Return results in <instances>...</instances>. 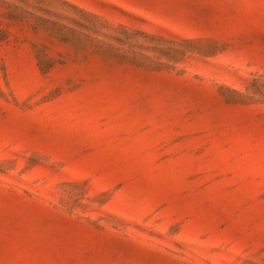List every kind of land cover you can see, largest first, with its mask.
<instances>
[{"label": "rangeland", "instance_id": "374dc122", "mask_svg": "<svg viewBox=\"0 0 264 264\" xmlns=\"http://www.w3.org/2000/svg\"><path fill=\"white\" fill-rule=\"evenodd\" d=\"M0 264H264V0H0Z\"/></svg>", "mask_w": 264, "mask_h": 264}]
</instances>
